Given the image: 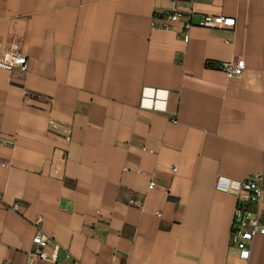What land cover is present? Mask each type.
I'll use <instances>...</instances> for the list:
<instances>
[{
    "label": "crops",
    "instance_id": "crops-1",
    "mask_svg": "<svg viewBox=\"0 0 264 264\" xmlns=\"http://www.w3.org/2000/svg\"><path fill=\"white\" fill-rule=\"evenodd\" d=\"M174 5L236 25L185 42L153 24ZM0 43L29 60L0 68V264H28L38 230L60 252L36 264H264L263 234L247 260L230 249L238 196L215 188L264 173V0H0Z\"/></svg>",
    "mask_w": 264,
    "mask_h": 264
},
{
    "label": "built area",
    "instance_id": "built-area-1",
    "mask_svg": "<svg viewBox=\"0 0 264 264\" xmlns=\"http://www.w3.org/2000/svg\"><path fill=\"white\" fill-rule=\"evenodd\" d=\"M178 0H174L176 4ZM154 27L167 31H176L185 42L190 41V30L193 27L218 28L232 30L236 25V19L232 16L204 14L197 22L192 21L190 14H185L176 5L170 11L156 14L153 19ZM214 63L209 62L208 66ZM216 67L223 71L228 77H241L244 73L246 62L244 59H230L220 61ZM0 68L5 70H19L26 72L29 69L28 57L17 48L7 49L0 43ZM169 91L154 87H144L141 94L140 106L142 108L163 111L167 110ZM177 122L178 119H172ZM66 139L71 140V127H67ZM14 139L4 135L0 128V146H13ZM150 152L153 150L149 149ZM2 166H8L7 162H0ZM171 170L177 171L178 165H173ZM157 187L156 181H150L149 188ZM215 188L226 193L238 196V207L236 209L230 237V249L242 260L251 256L252 242L256 236L264 235V221L259 211L251 210L248 205L255 203L260 205L264 201V173H257L245 180L232 179L225 175H218L215 180ZM168 192L169 189L167 188ZM135 205L141 206V201H135ZM12 209H19V204L10 205ZM34 248L28 252V264H36L40 260L59 261L60 245L38 230L33 237ZM52 247L49 251L48 249ZM10 264V263H6Z\"/></svg>",
    "mask_w": 264,
    "mask_h": 264
},
{
    "label": "rangeland",
    "instance_id": "rangeland-1",
    "mask_svg": "<svg viewBox=\"0 0 264 264\" xmlns=\"http://www.w3.org/2000/svg\"><path fill=\"white\" fill-rule=\"evenodd\" d=\"M263 211H264V209H263ZM263 220H264V214H263Z\"/></svg>",
    "mask_w": 264,
    "mask_h": 264
}]
</instances>
